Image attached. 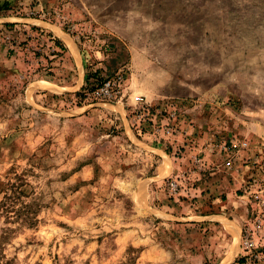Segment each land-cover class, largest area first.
<instances>
[{
  "label": "rangeland",
  "instance_id": "obj_1",
  "mask_svg": "<svg viewBox=\"0 0 264 264\" xmlns=\"http://www.w3.org/2000/svg\"><path fill=\"white\" fill-rule=\"evenodd\" d=\"M11 184L10 264H264V0H0Z\"/></svg>",
  "mask_w": 264,
  "mask_h": 264
},
{
  "label": "trees",
  "instance_id": "obj_2",
  "mask_svg": "<svg viewBox=\"0 0 264 264\" xmlns=\"http://www.w3.org/2000/svg\"><path fill=\"white\" fill-rule=\"evenodd\" d=\"M55 43H57V45H61L58 40H56ZM98 75H99V71L97 70L93 71V74H89V73L86 74L85 82L87 83V86L90 87L88 91L93 90L96 85H99L102 82L103 79L99 78ZM21 196H22V192L20 191V186L11 184L9 186L8 191L5 192V195L3 197L5 202L3 200L0 201V211L4 213H8L9 207L6 205V201L14 204L15 201H18ZM32 222H33V218L27 217L24 220H22V223H25L26 225H32ZM5 239H6V233L4 232L3 235L0 236V264H10V261L5 260V256L3 254V249H2V244ZM241 261L242 259L238 260L239 263H242Z\"/></svg>",
  "mask_w": 264,
  "mask_h": 264
},
{
  "label": "built area",
  "instance_id": "obj_3",
  "mask_svg": "<svg viewBox=\"0 0 264 264\" xmlns=\"http://www.w3.org/2000/svg\"><path fill=\"white\" fill-rule=\"evenodd\" d=\"M126 77L119 71L114 76L103 80L99 85H96L92 90L91 95L98 100L120 102L123 97ZM142 100V99H140ZM171 186L174 184L171 182Z\"/></svg>",
  "mask_w": 264,
  "mask_h": 264
},
{
  "label": "crops",
  "instance_id": "obj_4",
  "mask_svg": "<svg viewBox=\"0 0 264 264\" xmlns=\"http://www.w3.org/2000/svg\"><path fill=\"white\" fill-rule=\"evenodd\" d=\"M53 36H54L55 39H57V40L60 42V44L65 48V45L61 42L60 38H58L59 36H57L56 34H53ZM93 71H95V70H93ZM166 168H167V164H166V162H165V163L163 164V166L161 167V171H162L163 173H165ZM172 169H173V170L176 169L175 165H172ZM173 170H172V171H173Z\"/></svg>",
  "mask_w": 264,
  "mask_h": 264
}]
</instances>
